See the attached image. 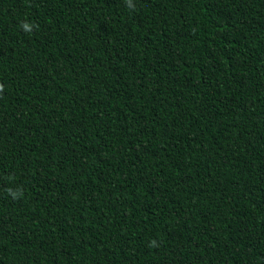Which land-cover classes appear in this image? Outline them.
<instances>
[{
	"label": "trees",
	"instance_id": "1",
	"mask_svg": "<svg viewBox=\"0 0 264 264\" xmlns=\"http://www.w3.org/2000/svg\"><path fill=\"white\" fill-rule=\"evenodd\" d=\"M0 264H264V0H0Z\"/></svg>",
	"mask_w": 264,
	"mask_h": 264
},
{
	"label": "clouds",
	"instance_id": "2",
	"mask_svg": "<svg viewBox=\"0 0 264 264\" xmlns=\"http://www.w3.org/2000/svg\"><path fill=\"white\" fill-rule=\"evenodd\" d=\"M125 2H126V4H128V3H130V0H125ZM32 27H33V26H31L30 24L25 23V24L23 25V30H24L25 32H30V31L32 30ZM12 195H13V198H15V193H12Z\"/></svg>",
	"mask_w": 264,
	"mask_h": 264
}]
</instances>
